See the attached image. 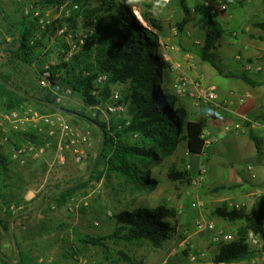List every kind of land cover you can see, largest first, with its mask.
Here are the masks:
<instances>
[{
	"label": "trees",
	"instance_id": "16d2710c",
	"mask_svg": "<svg viewBox=\"0 0 264 264\" xmlns=\"http://www.w3.org/2000/svg\"><path fill=\"white\" fill-rule=\"evenodd\" d=\"M65 0H45L44 4L52 6L63 3ZM79 5L78 11H73L69 22L83 17L85 20L94 18V32L92 43L66 61L68 45L60 42L56 48L61 53L59 64L52 71L59 77L52 80L64 89H70L73 94L82 98L89 107L104 108L112 100L116 86H128L122 92L117 105L125 108V113L111 118L109 123L100 121L98 117L91 118L84 114L80 117L97 125L102 132V146L98 156V163H105V171H97V180L103 177L111 179L115 176L123 180L124 184L133 191L154 190L158 182L150 177L152 167L159 165L171 155L181 143L186 142L192 154L201 155L203 141L201 139L204 125L189 122L188 111L178 105L179 98L167 87L164 70L168 68L161 53V23L154 18L151 8L144 5L139 9L142 21L133 13V5L126 0H73ZM172 5L180 10L183 19L176 26L178 34H183L189 23V9L186 0H173ZM264 26V25H263ZM207 31L203 45L199 50L202 62L210 64L220 75L227 78L239 79L255 86L256 84L247 75H238L226 71L215 55L220 38L225 34L223 25L216 17L210 16L206 24ZM43 34L40 39L30 46L38 28L33 20L24 17L15 24L7 23L6 31L14 42L8 50L16 54L25 64L36 63L40 68L48 61V54L42 51L46 48L45 40L54 35V29ZM96 44V46H94ZM16 48L17 52L12 49ZM65 51V53H63ZM102 75L106 81L98 97L92 92L96 82ZM46 101L56 104L50 92H45ZM0 101L3 111H22L27 106L29 98L19 93L10 85L7 76L0 75ZM64 111H67L63 109ZM71 112V111H69ZM254 121L264 120V114L252 118ZM249 126V123H246ZM27 134H16L20 141ZM37 139L36 134H30ZM259 148L257 139L252 138ZM208 158L209 152L206 151ZM10 159L0 153V200L7 203L10 209L11 200L8 191L12 190L8 181L11 179ZM195 171L184 170L177 173L181 180H188ZM79 185L61 191L60 203L75 195ZM7 192V193H6ZM10 214V212H9ZM212 215L225 222L242 223V227L235 234V240L218 247L214 263L221 262H249L257 258L261 252L253 249L247 243L250 232L259 235L264 242V197L261 199L257 215L248 214L241 210H230L228 205L217 208ZM165 209L139 206L131 211L118 213L115 218L116 230L105 236L93 237L77 235L78 241L84 246H92L108 252L110 244L136 245L148 243L152 247L161 246L162 242L173 233V226L167 221L171 217ZM11 219L1 221L2 230L8 234ZM29 251L19 250L15 260L7 256L0 257V264H35ZM124 257V255H122Z\"/></svg>",
	"mask_w": 264,
	"mask_h": 264
},
{
	"label": "rangeland",
	"instance_id": "374dc122",
	"mask_svg": "<svg viewBox=\"0 0 264 264\" xmlns=\"http://www.w3.org/2000/svg\"><path fill=\"white\" fill-rule=\"evenodd\" d=\"M44 1L25 0L23 3H12L0 0V29L3 40L0 44V75L9 77L10 85L29 98L27 106L22 110L32 109L41 115L60 114L81 139L87 157L82 162H76L72 156H68L64 164L59 163L56 159L58 139L56 136H48L44 132L47 128L42 124L30 126L28 132L23 133L28 136L20 141L11 136L10 145L0 151L12 164L9 167L12 176L8 181L12 190L6 194L11 200L10 209L7 203L0 200V257L7 256L15 260L21 249L33 254L35 264H185L192 252L205 251L206 262L212 264L217 250H210L206 246V234H198L195 228L196 222L206 221L204 214L207 192L204 191V184L201 188H195L191 184L193 176L190 177V182L177 177V173L188 170V165L192 167L191 171H195L194 161L198 155L190 153L188 144L181 142L162 163L152 167L150 177L158 182L154 190L133 191L115 176L109 180L105 177L97 180L95 173L105 171V163H98L102 132L97 125L79 114L98 117L106 123L118 115L107 114L104 108L89 107L80 96L73 93L67 95L61 105L48 103L45 91L39 84L37 64H25L8 50L14 40L7 34L6 20L7 23L15 24L24 17H29L38 28L33 38L38 35V39L56 26L54 35H48L50 41L45 40L46 48L42 51L44 55L48 54L50 62L54 60L53 54L58 45L60 48L61 41L55 37L58 27H67L69 31L79 34L88 32L95 24L94 18L85 20L83 17L73 23L69 22L73 14V0H65L52 6L45 5ZM126 1L133 5L134 15L142 20L139 9L148 5L149 0L146 3L142 0ZM33 3H37L42 10L52 9L50 19L54 22L53 26L42 31L35 19L25 16V6ZM12 50L17 52L16 48ZM215 55L226 71L236 68L232 58L227 62L219 58L216 51ZM203 65L208 72L215 73L216 70L210 64L203 62ZM126 88V85L116 86L114 94H118L120 98ZM164 90L169 91L167 87ZM32 132L37 139L31 138ZM25 142L48 145L46 156L41 160L29 161L23 167L17 165L11 158L12 147L21 146ZM211 173L210 169L207 177L209 176V182L213 184L216 178ZM76 185L79 187L75 195L60 203L61 191ZM194 202H200L201 208H192L191 204ZM139 206L153 209L161 207L172 215L167 221L172 224L173 233L161 246L152 247L148 243H111L109 251L106 252L84 246L78 241L77 235L98 237L113 233L117 228L114 217L120 212L131 211ZM9 218L11 225L7 234L2 230L1 221ZM241 227L242 224L239 229ZM235 234L237 232L233 233L234 237ZM249 246L253 248L250 244ZM253 249L262 252L252 261L238 263L264 264V243L262 247Z\"/></svg>",
	"mask_w": 264,
	"mask_h": 264
},
{
	"label": "crops",
	"instance_id": "0c3cea01",
	"mask_svg": "<svg viewBox=\"0 0 264 264\" xmlns=\"http://www.w3.org/2000/svg\"><path fill=\"white\" fill-rule=\"evenodd\" d=\"M172 1L147 2L154 18L163 28L161 52L165 46L179 48L178 51L165 53L168 68L163 72L164 78L167 89L173 93L172 85L180 72L176 67L180 66L181 71L201 79L204 87L214 89L218 96V107H198L187 98H179L178 105L188 111L189 122L202 123L204 131L210 133L213 139V144L208 148V158L198 155L194 161L195 170L205 164L216 178L213 184L209 182V176L204 181V191L207 192L204 219L233 235L242 223L223 222L212 217V212L224 204L230 210L233 205L240 204L248 214L257 215L261 199L253 194L255 188L264 185V120H252L264 114V0H226L228 11L215 16L226 31L218 42L216 53L227 62L232 58L236 68L229 72L247 75L255 86L227 78L217 71L208 72L199 57L202 46H197L196 42L203 43L206 35V24L210 17L207 3L214 6L218 0H186L190 14L183 34H177L176 26L184 16L172 5ZM186 53L194 56L196 68H189ZM247 64L252 66L251 70L245 69ZM237 124L244 131H237ZM252 138L258 140L259 148ZM249 166L254 168L256 179H251L247 171ZM205 234L206 246L216 251L218 247L212 243L211 233Z\"/></svg>",
	"mask_w": 264,
	"mask_h": 264
},
{
	"label": "built area",
	"instance_id": "2783aa9c",
	"mask_svg": "<svg viewBox=\"0 0 264 264\" xmlns=\"http://www.w3.org/2000/svg\"><path fill=\"white\" fill-rule=\"evenodd\" d=\"M5 2L12 3H23L25 0H3ZM142 2H147V0H142ZM207 6L210 7V16H217L221 13H226L228 11V5L226 0H218L217 4L211 6L210 3H207ZM79 5L73 3L72 11H78ZM25 16H31L37 21L39 27L42 31H45L47 28L54 25V22L50 19L52 14V9H41L37 3L27 4L24 10ZM138 17V16H137ZM139 18V17H138ZM95 23V20H94ZM94 25L92 28L85 33H79L69 31L67 27L61 26L57 28L56 39L59 41H64L68 45V52L65 60L69 61L74 55L81 52L86 45L92 43V34L94 32ZM39 38L36 35L30 42V46L34 44ZM53 39V38H52ZM2 31L0 29V44L2 43ZM197 46H202L203 43L198 41L196 42ZM96 46V44L94 45ZM179 48L176 46H165L163 48L164 54L163 58L166 57L167 52L178 51ZM161 52V53H162ZM65 53V51H63ZM2 55V54H1ZM53 62H46L40 68L37 67V75L39 79L40 87L45 92H50L54 98L57 105L64 103L67 95H70L72 91L70 89H64L60 84L53 83L52 80L59 77V74L53 73L52 69L54 66L59 64L61 58L60 52H55L53 54ZM185 58L188 62L189 68H195L196 63L194 56L190 53H186ZM238 59H241L238 57ZM176 69L180 70L177 77L175 78L172 89L173 93L178 98H187L194 101L197 106H209V107H218V96L214 89H207L204 87L201 79H193L192 76L185 72L181 71V67L177 66ZM246 70H251L252 66L247 64L245 66ZM108 77L102 75L98 78L96 82V88L93 90L92 95L98 97L100 95L101 89H103ZM119 95L115 94L112 98L113 103L108 104L105 107V111L110 115L120 116L122 113H125V108L117 105ZM97 109H101L100 107ZM42 124L43 127H46L47 130L44 132L48 136H56L58 139L57 145V154L56 159L59 163L64 164L68 156H72L76 162H82L87 157V151L84 146L81 145V139L75 133L73 127L60 115V114H49L41 115L35 110L24 109L22 111H3L1 108L0 101V151L7 147L11 143V136L16 134H21L28 132L30 126H37ZM37 128V127H35ZM237 131H244L240 124L235 126ZM41 131V129H39ZM203 141V152L201 155L204 158L207 157L206 151L213 144V139L211 134L203 131L201 135ZM86 139L83 140L85 142ZM48 145H38L31 142H25L21 146L12 147V160L19 166H25L29 161L41 160L46 156ZM1 153V152H0ZM188 170H192V167L188 165ZM247 171L251 175V179H256L257 175L252 166L247 167ZM207 167L205 164H201L200 167L195 170L194 175L191 179V184L195 188H201L204 184L205 178L207 176ZM256 198L262 199L264 197V185L258 188H255L254 194ZM200 202H194L191 204V207L194 209L201 208ZM243 207L240 204H235L232 206V210H241ZM74 209H71L73 211ZM196 231L198 234L211 233L212 243L219 247L222 244H227L235 240L234 235L226 232L223 229L217 227V225L212 221L201 220L196 222L195 225ZM247 243H249L253 248H260L263 245V240L259 235L250 232L247 238ZM207 261V253L198 251L192 252L186 259L185 264H209ZM212 264H240L238 262H221Z\"/></svg>",
	"mask_w": 264,
	"mask_h": 264
}]
</instances>
